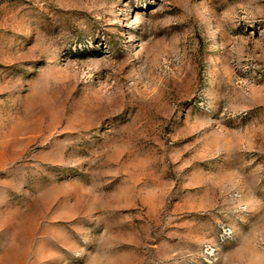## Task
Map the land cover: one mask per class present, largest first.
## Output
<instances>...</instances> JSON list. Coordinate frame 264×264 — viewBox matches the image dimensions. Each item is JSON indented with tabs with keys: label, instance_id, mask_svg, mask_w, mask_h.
I'll return each instance as SVG.
<instances>
[{
	"label": "rangeland",
	"instance_id": "rangeland-1",
	"mask_svg": "<svg viewBox=\"0 0 264 264\" xmlns=\"http://www.w3.org/2000/svg\"><path fill=\"white\" fill-rule=\"evenodd\" d=\"M0 264H264V0H0Z\"/></svg>",
	"mask_w": 264,
	"mask_h": 264
},
{
	"label": "built area",
	"instance_id": "built-area-1",
	"mask_svg": "<svg viewBox=\"0 0 264 264\" xmlns=\"http://www.w3.org/2000/svg\"><path fill=\"white\" fill-rule=\"evenodd\" d=\"M232 234H233L232 229L228 226H224V227H222V230L220 233V238H221V240L224 241V240L231 238Z\"/></svg>",
	"mask_w": 264,
	"mask_h": 264
}]
</instances>
